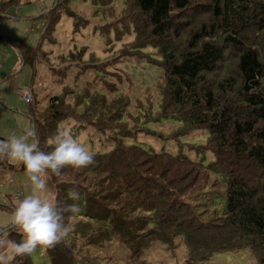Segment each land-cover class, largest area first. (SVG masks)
I'll return each mask as SVG.
<instances>
[{"label": "trees", "instance_id": "trees-1", "mask_svg": "<svg viewBox=\"0 0 264 264\" xmlns=\"http://www.w3.org/2000/svg\"><path fill=\"white\" fill-rule=\"evenodd\" d=\"M15 1L0 2V18ZM116 1L118 8L107 0L104 5L113 8L103 10L99 0H85L86 8L75 12L69 6L79 0H54L37 16L45 20L46 34L63 16L78 31L92 21L116 41L129 38L110 65L140 56L163 70L156 111L149 102L148 109L131 116L128 96L105 82L107 63L94 54L85 58V48L66 56L67 71L82 79L84 88L64 87L32 115L38 148L50 151L48 141L69 121L83 128L93 124L110 135L113 147L93 154L87 167L65 166L60 176L48 175L58 205L75 203L79 209L65 214L69 235L44 247L49 264H85L88 249L101 250L113 241L134 258L153 242L171 247L175 239L187 250L182 264H204L214 254L243 249L264 264V0ZM17 52L21 64H33L35 47L19 44ZM91 74L101 83L91 84ZM97 85L114 94L107 99L91 92ZM161 123L169 127L168 136L149 127ZM197 130H207L196 153L212 155L207 165L136 144L142 136L174 143ZM16 169L24 172L20 163ZM207 179L210 190L203 193L200 182ZM69 188L79 193L77 201L67 197ZM11 264L33 263L26 255Z\"/></svg>", "mask_w": 264, "mask_h": 264}, {"label": "rangeland", "instance_id": "rangeland-1", "mask_svg": "<svg viewBox=\"0 0 264 264\" xmlns=\"http://www.w3.org/2000/svg\"><path fill=\"white\" fill-rule=\"evenodd\" d=\"M84 1L79 0L76 7L71 5L69 8L75 12L81 8H86L85 3H81ZM88 1V3H92V0ZM106 1L99 0V7L103 10L113 8L111 4L104 5ZM112 1H115L114 7L118 8L116 3H120V1ZM14 3L12 7H8L7 15L9 17L0 18V77L5 78L10 76L6 81L7 83L0 88V96L3 95L2 90L8 91V81L14 78L17 80L18 86L30 87L32 93V103L30 106L33 109L29 111L31 114H35L37 111L39 115L40 110L47 106L48 100L51 97L60 95L64 87L73 90L84 88V81L82 79L76 81L72 75L73 71L70 70L71 73L67 71V66L70 63L66 61V56L70 52H74L76 55L80 49L85 48V58L90 54H94L97 60H103V64H108L103 68V72L108 74L105 82L113 85L115 93L128 96L130 100L128 112L131 116L142 113L144 108L148 109L150 103L153 104V112L156 111L159 103L156 95V86L162 81V68L140 59V56H138V59H121L120 63L110 65L111 62H114L118 58L122 44L127 43L129 38L124 37L123 40L116 41L113 39L112 34L103 33L104 28H100L101 34L95 29L96 26H92L94 24L92 21L88 26L89 28L78 31L76 28L73 29L72 21L64 16L53 31L46 34L44 32L45 20L41 21L37 16L41 15L44 9L50 7L53 4V0H16ZM32 11L35 12L30 15L29 13ZM86 13L89 14V10ZM32 17L34 19H31ZM200 18H204V16ZM109 39L112 41L113 48H109L107 43ZM19 44L35 47L36 53L31 66L21 64L20 56L17 52ZM149 54L151 57L156 58V55H154L155 51H151ZM70 68L73 69L72 66ZM15 72L17 75L13 77L12 74H15ZM89 72L92 71L90 70ZM89 72H83L82 74ZM91 75L88 79L91 84L96 82L101 83L102 78L99 76L95 77L94 74ZM91 92L103 93L107 99L114 94L110 91H107V94L102 91L99 85L91 88ZM5 96L9 100L11 99L9 102L12 109L16 111V113L7 112L15 116V118L12 117L8 120V123L16 126L18 131H20L18 133L12 132V134L20 135L31 130L28 118L22 115L28 111V105L17 94L12 95L6 92ZM66 98L69 99L70 96ZM0 108L4 109L1 103ZM18 117L24 118L25 121H22L24 123L20 124L17 119ZM90 126L95 127L93 124ZM90 126L83 128L80 123L69 121L62 124L60 130H68L73 138L92 154L109 151L113 147L111 140L108 138L110 135L108 133H101L96 130V127L92 128ZM149 127L166 136L170 132L167 129L169 127L162 123L157 126L149 125ZM3 129L10 132L7 126ZM206 137L207 130H197L185 135L174 143L142 136L136 139V144H140L142 147L151 149L154 152L164 149L172 154L181 153L191 160L207 165L213 162L212 155L210 153L196 154L198 146H202L205 143ZM29 142H34L33 136L29 138ZM8 163L10 165L12 163L18 165V162L11 159H8ZM13 178H17L18 184L25 183L27 189L30 191V181L25 173L19 172ZM213 180L214 177H212L211 182ZM209 182L208 179L200 182L204 185L203 193L210 190V186H208ZM21 187L24 186L21 185ZM13 193L16 196L15 189H13L10 195L13 196ZM5 204L13 208L14 202L7 199ZM44 247L38 245L33 253L29 255L33 264H49ZM87 257L89 262H85V264H182L187 257V250L179 239H175L171 247H167L161 242H153L138 257L133 258L130 257L128 251L122 245L113 241L101 250L88 249ZM204 264H257V262L249 249H243L235 252L214 254Z\"/></svg>", "mask_w": 264, "mask_h": 264}, {"label": "clouds", "instance_id": "clouds-1", "mask_svg": "<svg viewBox=\"0 0 264 264\" xmlns=\"http://www.w3.org/2000/svg\"><path fill=\"white\" fill-rule=\"evenodd\" d=\"M31 130L0 139V159L8 158L23 165L30 181L29 194L15 203L10 217L0 227V264H11L15 257L30 255L39 246L50 247L65 239L72 230L66 222V213H76L78 206H60L49 194L47 177L60 176L65 166L84 168L94 163L93 154L69 133L58 130L48 141L50 151H42L35 142H29ZM69 199L77 201L75 188L66 190ZM11 229V231H8ZM15 232L19 239L13 238Z\"/></svg>", "mask_w": 264, "mask_h": 264}, {"label": "crops", "instance_id": "crops-1", "mask_svg": "<svg viewBox=\"0 0 264 264\" xmlns=\"http://www.w3.org/2000/svg\"><path fill=\"white\" fill-rule=\"evenodd\" d=\"M7 1H10V0H0L1 3L2 2H7ZM50 7H51V5H50ZM50 7L44 9L42 14L46 13L47 12L46 10H48ZM6 12H8V10ZM34 12L35 11H32L29 14L32 15ZM7 17H9V16H7ZM31 19H34V18L32 17ZM20 60H21V58H20ZM16 72L18 73V71H16ZM16 72H15V74H12L13 77L17 75ZM9 78H10V76H7L5 78L4 77H0V88H2L3 85H5L7 83L6 81ZM8 82H9V89H8V91L6 90V92H8V93H10L12 95L17 94L20 97V99L23 101V99L21 98V95L19 93V89L25 88V87L26 88H30V87H28V86H24V87L18 86L17 85V80L14 79V78L11 79ZM2 91H3V95L0 96V103L2 104V107L5 110L4 109L2 110V108H0V139H7V137L10 134H12V132L18 133L20 131H18V128L16 126H13L11 123H8V120H10L12 117L15 118V116H13V114H8L7 112L16 113V111H14L12 109V106H11V104L9 102L11 99L9 100V98H7L5 96L6 92L4 90H2ZM32 109L33 108H31V106L28 105V111L26 112V114H22V115L24 117L28 118V120H29L28 123L30 124L31 131L33 133V130H32V125L33 124L31 122V120H32V115H34V114L30 113V111ZM35 113L37 114V111ZM17 119H18L20 124L24 123L22 121H25L24 118L18 117ZM6 126L9 128L10 132H7L6 130L3 129ZM21 134H23V133H21ZM33 138H34V135H33ZM34 142L36 143V139L35 138H34ZM4 160H5L6 164H4L3 166H0V227H2V228H6L7 227L4 222L9 219L11 211L13 209V208H11V207H9V206H7L5 204L6 200L9 199L12 202H14V204H13V207H14L15 203L18 202V200L20 198H22V196L27 195L30 192L27 189V186L25 185V183L18 184L17 181H16L17 178H13V177H15V174L19 173L20 171H17V169H14V170L8 169L7 166L10 165L8 163V158H4ZM11 166H13L14 168H17V165H15L13 163L11 164ZM23 173H25V171ZM21 185L24 186V187H21ZM47 185H48V189H49V194L54 198L55 197V190H54V187H53V185H52V183H51V181L49 180L48 177H47ZM13 189L16 190V196L14 195V193H13V196L10 195V194H12Z\"/></svg>", "mask_w": 264, "mask_h": 264}, {"label": "built area", "instance_id": "built-area-1", "mask_svg": "<svg viewBox=\"0 0 264 264\" xmlns=\"http://www.w3.org/2000/svg\"><path fill=\"white\" fill-rule=\"evenodd\" d=\"M19 93L21 95V98L27 105H31L32 103V93L30 88H21L19 89Z\"/></svg>", "mask_w": 264, "mask_h": 264}, {"label": "water", "instance_id": "water-1", "mask_svg": "<svg viewBox=\"0 0 264 264\" xmlns=\"http://www.w3.org/2000/svg\"><path fill=\"white\" fill-rule=\"evenodd\" d=\"M32 130H34V127H33V125H32Z\"/></svg>", "mask_w": 264, "mask_h": 264}]
</instances>
